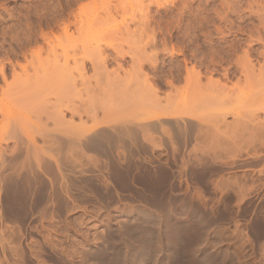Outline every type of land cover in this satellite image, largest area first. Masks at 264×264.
I'll list each match as a JSON object with an SVG mask.
<instances>
[{
    "label": "rangeland",
    "instance_id": "rangeland-1",
    "mask_svg": "<svg viewBox=\"0 0 264 264\" xmlns=\"http://www.w3.org/2000/svg\"><path fill=\"white\" fill-rule=\"evenodd\" d=\"M199 93L215 104L195 102ZM263 99L264 0H0V162L20 148L29 161L45 153L93 180L79 208L46 220L43 233L25 240L27 227L0 220V235L13 254L37 253L31 264L80 261L86 245L106 263L118 252L102 258L95 248L118 244L114 229L132 227L140 210L171 229L155 238L168 254L159 264H264ZM185 108L190 127L147 126ZM99 129L111 138L102 151L50 150L54 137ZM108 160L129 166L117 195L99 187ZM201 163L215 173L201 174ZM145 169L168 174L165 186L146 187ZM203 238L219 253L197 261L188 250Z\"/></svg>",
    "mask_w": 264,
    "mask_h": 264
},
{
    "label": "bare ground",
    "instance_id": "bare-ground-1",
    "mask_svg": "<svg viewBox=\"0 0 264 264\" xmlns=\"http://www.w3.org/2000/svg\"><path fill=\"white\" fill-rule=\"evenodd\" d=\"M103 5L106 6V10H105V6H104V12L107 14L108 9H109L108 4L103 2ZM122 24L123 23L121 22V24L118 23V25H115V26L113 25V27L115 28V30L120 31L122 28ZM133 25H134V23H133ZM61 54H62L61 57H63L62 62L66 61L65 63L68 64V58L69 57H67V56L70 55L68 53V51L64 52V50H63L61 52ZM74 57H75V55L72 56V59ZM72 61H73V64L76 65V60H75V62H74V60H72ZM67 64H64L63 66H66ZM69 65H70V62H69ZM65 68H63L62 70L60 69V74H61V71L64 74L67 72L69 73V71H66L69 69L64 70ZM73 69H75V68H73ZM70 71H71V69H70ZM61 76H62V74H61ZM211 96L210 95H208V96L204 95V97H203V94L199 93V95H197V96L195 95V97H193L192 99H194L195 102L199 101L200 103L202 101H204V102H202L203 104H205V101L209 102V104L210 103L213 104L214 102H213V100H210V98L211 99H214V98H213V96L212 97ZM221 96H222V94H221ZM196 97H197V99H196ZM218 98L219 97L217 96V99ZM194 100H193V102H194ZM208 100H210L211 102ZM217 101L218 100H216V104H217ZM193 102L192 103H186V104L193 105L194 104ZM226 103H229V101ZM212 104H210V105H212ZM261 104L264 106V99L262 100ZM198 105H200V104H198ZM220 105L217 104L216 106H220ZM213 107H215V106H213ZM191 108H193V107L191 106ZM259 109L262 110V109H264V107H262V108L260 107ZM180 111L177 112L178 114L172 112L176 115H173L172 113H170V114L162 115L164 117H158L157 116V118H155V120L153 119L150 122H148L147 126H152V125H155V123L159 122V123L169 124L173 127H179L180 123H182L184 121L186 122V125L188 127L192 126V125H190L191 122L188 120L190 117L187 115L182 116L183 114H186V112H188L189 109L185 108L184 111L182 109H180ZM192 111H193V109H192ZM167 113H169V112H167ZM225 114H228V113L225 112L223 109L222 112L219 113V115H220L219 118L221 116H225ZM152 118H154V117L151 116V119ZM186 119L190 123L187 124ZM142 126H143V124H142ZM195 126H197V124ZM184 128L185 127H183L182 129H184ZM195 128H197V127H195ZM182 129L180 128L179 130H182ZM106 130H108V129H106ZM105 133L107 134L106 131L102 132V129H99L98 132L93 131L92 133H89L85 136L82 135L83 137L81 139H77L78 137L75 138L71 134V135H69V137L66 141L59 138V137H54V141H53L54 148H51L50 150H53V149L54 150H61V149L65 150L67 148L71 149L72 147L75 146L76 143H79L83 149H85L89 152H92V151L94 152L95 150H98L97 148L100 147V146L98 147V145H100L98 143L102 142L104 140V138L105 139L107 138L108 139L107 141L111 140V138L109 139L110 136L108 134L106 135ZM143 133H144V131H143ZM76 145H78V144H76ZM103 148L104 147L101 146V148H99V149L101 150ZM97 152H100V151H97ZM104 152H107V151L105 150ZM23 153H24V151H22L20 148H17L13 152L12 157H8V158L5 157L0 162V220H1V222L13 221V222L19 223L20 225H23V227H27L25 230L26 232L25 233L23 232L24 233L23 236L26 240L28 238L30 239L31 235L34 232H38V233L42 232L43 233V230H44L43 225H44L46 220L50 221L51 218H53L57 215H60L61 213H64V212L66 214H70L73 211H75L77 208H79L78 204L76 203V201L78 200L77 197H79L80 195H83V193L87 190L89 192L90 188L88 186H90V185H88V184L91 183L90 181L92 180V176H91V178H89L90 174L88 175V173H89L88 171L87 172L81 171V172H79L80 175L76 176V175H78V173H76L72 168H70V169H72L73 171L67 169V170H69V172L66 173V171H67L66 168L63 167V164L61 163V161L58 158H55L52 156H47L45 153L42 154L41 156H37L36 158L33 157L34 158L33 162L29 161L30 158L28 159V155H24ZM105 155H107V154H105ZM203 160H204V156H201L197 160V162H201ZM248 161L249 160H246L243 162V165H238V166H246V165L250 164L251 162L250 161L248 162ZM229 163L230 162H228V164ZM236 163L237 162H235V161H231L230 165L232 166V164L235 165ZM197 164H199V163H197ZM197 164H196V166H199ZM200 165L202 166V169H203L202 172L200 171L201 174H203V172L211 173V175L213 174V172L215 173L214 167L208 166V165L206 166V164L204 165V163L203 164L201 163ZM105 167H108L107 168L108 173H107L105 178H102L105 176V174H103L104 176H102V175L100 176L102 178V179H100V181L103 180V182L99 186V187H101V189L104 190V192H106L105 195H107V193H109V188L113 189V192L115 193V195H117V190H118L117 187L128 188V183H127L126 178L128 176L129 166L121 167L117 163L109 161L108 165H106ZM198 169H199V167H198ZM103 170H106V169H103ZM144 171H145L144 173H145L146 187L152 186L154 189L158 190L160 187H162V185L168 179V174H166L163 171L160 174H157L156 176H152L148 169H145ZM75 173H76V175H75ZM196 175H198V174H196ZM93 179H94V176H93ZM166 184H168V183H166ZM164 186H165V184H164ZM198 190L199 189L197 188L196 191H198ZM200 191L201 190H199V192H198L199 194H200ZM112 195H113V193L111 192L110 196H112ZM85 196H87V195L84 194V197ZM119 196H121V195L119 194ZM143 208H145V207H143ZM118 210L121 211L120 208ZM129 213H132V212H129ZM142 213H140V210L137 211V214L139 215V219L134 220L132 222V224H133L132 227L124 224L125 227L120 226L119 228L114 229L113 233L120 240V242L118 244H114L113 246H110L109 244H107L108 241L107 242L102 241L101 245L97 246V249L95 248L96 251H94V252H96V253L94 255H100V256L103 254H107L110 250L113 251V249H115L118 252L117 258L114 259V256H113V259L110 260L109 262H106V263L102 262L103 260H98L97 258H94V256L91 259V258H89V253H88V252H90L89 251L90 249H87V247H89V245H86L87 247L83 248L82 250H81V248L78 249V250H81L80 253H79V251L78 252L73 251L70 248L73 252L72 253L70 251V255L72 254L73 256H76L77 253L80 254V256H79L80 261H77V262L69 261L67 264H159L161 262V260L158 259L159 255L162 258L164 256L167 257L168 254H166V248L163 245L165 243L162 244L160 242V239L155 240V238L157 239V237L159 238V236L169 233L171 231V229L167 225L162 224V222H160V221H162L161 218H157V219L153 218L154 217L153 215H155L154 212H149L146 214H142ZM107 218L108 219L111 218L109 214H107ZM189 223H192V222H189ZM3 224H5V223H3ZM0 230L3 231L2 229H0ZM1 231H0V233H1ZM44 233H46V232H44ZM2 235H0V258H2V260L0 259V264H31L32 256L35 258H38L37 253L33 254L34 252L32 253L30 251L31 249L29 248L30 249L29 250L27 246H26V248L30 251L29 253H28L26 248H24V247L21 248V246H19L18 249L15 248L16 250L13 251L14 252V254H13L9 249L11 247H8L9 245L7 246V244H9V243H5L7 241H4V239L2 238L4 235L3 236ZM125 235H130L131 238H129L127 236V238H129V240H127L126 237H124ZM97 239H96V241H97ZM44 240L46 241V238L45 239L43 238V240H41V241H43L42 244L45 243V245H46V243L49 241L47 240V242H45ZM99 240H101V239L99 238ZM87 241H89V240H87ZM37 244H39V243H37ZM30 245H32V244H30ZM212 245L213 244H210V242L208 241L207 238H203L200 242H198L196 244L195 247H193L191 250H188V251H191L192 255L194 256V259H197L199 256H202V255L205 257V256H207V254H211V253L218 254L219 250H217V247H215L214 245L212 246ZM40 246H42V245H40ZM55 248L56 247L53 246V249H55ZM204 254H206V255H204ZM221 256H223V255H221ZM223 257H225V256H223ZM201 258L203 259V257H201ZM213 259H215V258H213ZM216 260H218V259H216ZM197 261H198V259H197ZM220 262H222V261H220ZM165 263L166 262L164 261L163 264H165ZM207 264H209V263H207ZM213 264H217V263H213Z\"/></svg>",
    "mask_w": 264,
    "mask_h": 264
}]
</instances>
